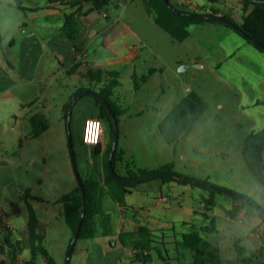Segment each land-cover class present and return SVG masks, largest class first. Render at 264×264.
<instances>
[{"label": "rangeland", "instance_id": "rangeland-1", "mask_svg": "<svg viewBox=\"0 0 264 264\" xmlns=\"http://www.w3.org/2000/svg\"><path fill=\"white\" fill-rule=\"evenodd\" d=\"M12 1L0 0V44L4 46L0 49V63H4L13 79L9 84L11 93L0 92V209L17 230L15 238H18L28 218L27 189L48 201L68 193L71 183L76 181L65 112H70L69 128L79 158L84 120L94 111L95 96L82 93L88 81L70 68L64 71L50 51L33 73L11 69L7 62L16 63L20 56L16 48L9 49L8 37L18 35L17 21L26 19L22 10L9 6ZM234 1L240 4V0ZM195 2L207 0L192 3ZM240 9L241 6L236 11ZM104 11L112 18L121 19L107 34L108 41L120 43L113 52L99 49V64L119 73V84L113 88L112 97L119 107L126 109L118 121V149L126 151L119 174H125L129 164L153 169L173 161L175 170L183 176L207 179L240 194L245 192L247 199L264 207V186L246 166L240 151L243 139L250 132L264 128V52L218 22L192 24L184 40L174 39L154 22L142 0H131L120 8L112 1ZM61 18L62 12L55 19L56 25L61 23ZM237 18L241 20L240 16ZM150 68L154 70L149 72ZM189 90L200 94L206 109L191 132L175 143H167L158 131V123ZM75 95L78 97L73 102ZM40 111L45 112L49 125L40 135L32 136L24 113ZM104 133L108 138L105 125ZM261 158L264 160V153ZM90 173L97 175L93 166ZM194 189L202 190L199 186ZM31 203L45 219L47 244L59 254L54 239L60 236L64 216L49 218L43 215L46 211L43 201L31 200ZM13 204L20 210L16 214L11 211ZM104 211L109 213L106 228L112 232L118 219L111 211ZM251 212L257 213L253 206L246 205L244 214L237 217L231 229L242 237L238 242L244 246L245 256L256 259V263L238 258L233 242L236 238L226 224L218 238L225 259L223 264H264V228L257 225L249 232L255 225ZM3 217L0 215V221L5 225ZM261 224L264 226L263 220ZM198 225L184 229L179 225V230L189 231ZM103 228L102 224L94 238L77 240L69 264H142L132 263L121 243L113 245L118 233L113 235ZM5 229L9 231L0 225V237ZM125 230L128 229L124 227ZM203 236L218 242L215 234L208 232ZM176 237L180 238L179 234ZM23 240L17 242L22 246ZM94 242L99 243V248ZM160 246L163 247L161 243ZM168 251L172 254L174 250ZM162 252L165 253L164 248ZM21 254L26 264L28 250Z\"/></svg>", "mask_w": 264, "mask_h": 264}, {"label": "crops", "instance_id": "crops-1", "mask_svg": "<svg viewBox=\"0 0 264 264\" xmlns=\"http://www.w3.org/2000/svg\"><path fill=\"white\" fill-rule=\"evenodd\" d=\"M117 8H120L128 4L131 0H112ZM111 1V2H112ZM177 7L185 6L186 9L191 11H211V6H214L220 11L230 14L234 17L236 21L238 20L237 16H240L243 12L242 3H237L234 0H221L218 2L209 3L207 0L206 3H198L195 2L193 4V0H191V6L186 5L185 0H170ZM23 4L26 5L29 9L23 10L14 5V0L9 2V6L16 7L22 10L26 14V19L17 21V27L20 29V33L18 35L11 34L8 37V46L9 49L16 48L17 55L20 56L17 59L16 63L8 61V65H10L11 69L18 68L22 73H33L41 64L44 56L47 51H50L56 56L60 66L64 71L67 69H71L72 65L75 62L74 51L75 48H83L87 51L88 63L87 65L91 66H101L99 64V49L100 50H109L114 51L118 43L110 42L107 40V34L113 28L114 25H117L121 19L119 17L112 18L110 17L109 12L107 11V7L104 8L101 12L99 10H91V3L85 2L82 4V8L77 16L78 30L75 34L73 40L69 39L62 30V25L64 21V14L66 12L73 11V8L67 5L60 4L59 2H53L50 0H22ZM241 6V11H236L237 8ZM106 10V16H103L102 13ZM62 12L63 18H61L60 24H55V19L59 17ZM220 15V14H219ZM213 23V22H211ZM217 24V23H215ZM220 24V23H219ZM7 36V35H6ZM5 36V37H6ZM4 37V38H5ZM3 38V39H4ZM2 39V40H3ZM4 48L3 44H0V49ZM7 49V48H6ZM196 63V62H195ZM102 67V66H101ZM84 68L82 65L76 71H72V73H78L80 78H84L81 74V69ZM107 69V68H106ZM110 70V69H108ZM154 70V69H153ZM116 71V70H114ZM118 73V71H117ZM119 74V73H118ZM137 76V72L134 70L132 76ZM85 79V78H84ZM12 78L8 75L7 69L4 67V63H0V92L5 94H10L11 91L9 89V84L12 82ZM84 88V87H82ZM28 106L27 108H29ZM43 112V111H42ZM45 113V112H44ZM33 114V113H31ZM28 112L24 113V119L29 120L30 115ZM98 115V106L95 102L94 111L90 116ZM87 116V117H90ZM86 117V118H87ZM85 118V119H86ZM18 119V118H17ZM23 122V121H22ZM21 122V124H22ZM81 142V140H80ZM107 138L105 133L103 134L100 152L97 154L95 161H92L91 151L94 146L89 147L87 145H83L81 143V152L79 158H77V153L75 152V157L77 161V165L79 171L84 178L89 175L91 164L90 162H95V169L97 171V178L100 183L104 186L103 196H102V208L111 211L113 216H116L118 222L115 226V229L111 232L113 235L118 233V240L114 241L115 246H118L121 242L119 241V233L124 231V227H126L127 231H136L139 226L145 225L152 232L160 233L163 241L169 243L167 244L168 250H174L172 254H170L171 258L168 261V264H189L192 261V251L188 248L175 247L172 243L173 241L180 239L177 238L176 235L179 234L181 237L184 230H179V225L183 227H193L195 223L199 224L198 227L206 223V220L203 216V212L206 210L203 196L208 195V192L204 189L196 190L194 186L189 185L187 187L186 184L178 183V182H166L163 181L160 177H153L155 179H142L136 183H133L130 186V192H128L125 196V203L129 206H121L107 191L105 186L106 174L104 171V152L106 149ZM124 151V156L126 151L124 148H121ZM264 153V147L263 152ZM91 158V161L89 160ZM124 167L123 162L117 163V170ZM126 173L120 174L121 176L126 177L127 168L125 167ZM78 180L73 181L71 183V187L68 190L70 196L66 200L57 201V199L62 195L55 197L52 200L43 201L46 208V211L43 212V215L51 218V217H60L64 216L65 222L61 227L60 236L55 237L54 241L59 249V254H56L55 248L47 244L48 231L47 226L45 225V219L41 218V215L38 214V232L43 235V244L50 255L54 257L57 264H64L67 248L69 246L70 240L73 236V232L75 231L79 217L81 214L82 207V196L81 192L78 190ZM155 197V199H154ZM155 200V201H154ZM216 205L213 206L212 210L209 212L210 215L214 216L216 219V232H209L210 234H215L217 241L219 240V235L222 230H224L226 224L230 225L228 227L230 229L231 234H234L233 242L234 246L236 244L239 247H243L240 245L238 240L242 238L239 236L238 232H234L231 229L234 221H237V217L244 214V209L246 205L240 209L239 213L236 217L231 218L228 210L232 208L234 203L231 196L223 192L215 193ZM33 205V204H32ZM51 206V208H50ZM252 206V205H251ZM255 208V207H254ZM256 209V208H255ZM37 211V210H36ZM257 213L251 212V216L253 219V227L250 228L249 232L254 229L255 226L260 225L262 228L261 222L262 218ZM63 213V214H62ZM223 220L220 223L221 219ZM3 220L5 225L1 222L0 225L7 228V218L4 216ZM43 222V225H42ZM11 225V224H10ZM9 228V227H8ZM7 228V229H8ZM12 230H11V229ZM7 231L5 229L4 236L0 237V264H8L9 256H8V245L5 243V237L11 240L14 243H18L24 238V245H20V252H22L21 256L24 255L26 250H28L29 254V240L27 245V237L26 227L23 229L17 237L15 238L14 227L11 225ZM184 229V228H183ZM208 233V232H203ZM202 234V235H203ZM13 235L14 238H11ZM26 236V237H25ZM249 236V235H248ZM252 237V236H251ZM253 238V237H252ZM28 239V237H27ZM254 239V238H253ZM256 239V238H255ZM254 239V241H255ZM257 243V241H255ZM172 245H171V244ZM220 244V242L218 241ZM122 244V243H121ZM96 248H99V243L94 242ZM104 245V244H103ZM126 248L127 255L130 257L133 254V248L129 245H124ZM98 246V247H97ZM163 246V245H162ZM221 246V244H220ZM55 247V245H54ZM164 247V246H163ZM222 247V246H221ZM4 249V250H3ZM26 256L30 257V254ZM7 255V257H5ZM28 257V258H29ZM27 258V259H28ZM4 259V260H3ZM132 261V260H131ZM87 259H85V263ZM136 262V261H132ZM161 262L160 258L157 256H153L150 261L142 262V264H157ZM264 262V261H263ZM36 264H46V259L43 255H38L35 259ZM17 264H25L20 257V253L18 254ZM30 264V263H26Z\"/></svg>", "mask_w": 264, "mask_h": 264}, {"label": "trees", "instance_id": "trees-1", "mask_svg": "<svg viewBox=\"0 0 264 264\" xmlns=\"http://www.w3.org/2000/svg\"><path fill=\"white\" fill-rule=\"evenodd\" d=\"M53 2H59L60 4L67 5L73 8V11L66 12L64 14V21L62 30L64 34L71 40L74 39L75 34L78 30L77 16L82 8V4L85 2L91 3V10L102 11L106 8L112 0H50ZM145 9L152 16L154 22L168 32L174 39L184 40L189 35V27L192 24H203L205 22H218L224 24L228 28L234 29L241 34L246 40L252 43L254 46L264 52V49L259 45L255 44L252 39H256L264 44V0H240L242 3V14L241 21H236L233 16L220 9L211 6V11H191L185 8V6L177 7L182 11L179 13L169 7L165 0H142ZM221 0H209V3H213ZM14 5L20 9H29L23 4L22 0H14ZM188 12L196 14H220L227 17L231 21L237 23L240 29L228 25L222 21H214L205 18L204 16H194L188 14ZM246 34V35H244ZM81 62L75 59L74 64L71 67L72 71H76ZM153 71L150 68L149 72ZM82 76L88 81V85L84 86L83 89L95 90L101 97H104L111 105L113 111L116 114L117 120L119 121V115L126 112L125 108L119 107L113 100V88L119 84L117 71L108 70L101 66L86 65L81 69ZM133 77H135L133 75ZM78 95H75L73 102L76 100ZM96 105L98 106V117L102 119L108 133L106 142V149L104 152V171L106 174L105 186L109 194L115 199L121 206H127L125 203V196L130 192V186L132 184H124L117 181L108 166V157L112 143V124L111 119L105 105L102 103L99 97H95ZM206 109V102L195 90H189L187 94L173 104L167 114L159 121L158 131L161 134L163 140L167 143L177 142L183 135L191 132L194 123L202 115ZM67 118V111L65 112ZM29 122L31 125L30 134L32 136H38L43 133L48 127V117L42 111L36 112L30 115ZM106 135V133H105ZM81 140V139H80ZM81 143L85 145L82 140ZM261 146H264V128L250 132L242 141L240 145V151L242 159L246 166L253 173L257 181L264 186V160L258 157V151ZM101 144H97L91 151L92 161H95L97 154L100 152ZM124 151L118 149V145L114 150L112 156V166L115 171L117 170V163L123 162ZM91 166L95 167V162H91ZM126 177L143 179L151 178L150 175L156 173H177L180 177H171L166 174L159 176L163 181L166 182H178L183 184H190L192 186H199L208 192V195L203 196L206 210L203 212V216L206 223L195 229L183 232L180 239L173 241L175 247L188 248L192 251V261L189 264H223L225 259L222 254V247L218 242H214L205 238L202 232H216V219L210 215L209 212L213 206L216 205L215 193L223 192L217 189L209 188L204 185L191 183L184 181L181 176L174 168V162H167L159 167L153 169L136 167L133 164H129L126 167ZM207 180V179H206ZM85 190H86V206L83 215L82 225L79 231V235L76 239L94 238L100 226L103 224V229L106 232H111L106 228V224L109 221V213L105 212L102 208V196L104 186L100 183L96 174L89 173V175L83 178ZM80 191V186H78ZM226 193V192H223ZM228 194V193H226ZM234 203L232 208L228 210L231 218H234L239 213L240 209L244 204H250L255 207L248 199L247 193L241 192L242 196L230 195ZM70 196L69 193H65L60 196L57 201L66 200ZM25 199L27 204L28 218L26 222V234L29 240L30 257L26 259V263L36 264L35 259L38 255H43L46 259V264H57L56 260L52 255L48 253L43 244V235L38 232V214L36 209L31 203V200L47 201L43 196L31 193L29 189L25 191ZM262 206V205H261ZM263 207V206H262ZM256 208V207H255ZM264 208V207H263ZM258 211V209L256 208ZM82 211V207H81ZM260 217L264 221V218L259 213ZM8 228V227H7ZM9 229V228H8ZM74 234V232H73ZM160 238V240H158ZM119 241L124 245H129L133 248V254L130 257L132 261L147 262L152 259L153 256L161 259V262L157 264H168L170 260V253L167 248V242L163 241L162 238L152 232L151 229L145 225L139 226L136 231H121L119 233ZM5 243L8 245V264H17L18 254L21 251V247L18 243H14L5 237ZM163 245L164 247L160 246ZM76 244V243H75ZM75 248V246H74ZM164 248V252L162 249ZM238 258H243L247 262L253 261L256 263V259H252L249 256H245V248L239 247ZM4 250V249H3ZM74 251V250H73Z\"/></svg>", "mask_w": 264, "mask_h": 264}, {"label": "water", "instance_id": "water-1", "mask_svg": "<svg viewBox=\"0 0 264 264\" xmlns=\"http://www.w3.org/2000/svg\"><path fill=\"white\" fill-rule=\"evenodd\" d=\"M165 2L169 5V7H171L175 11H177L179 13H182V11L179 10L178 8H176L175 6H173L170 3L169 0H165ZM188 14L194 15V16H199V17L204 16L205 18L210 19V20H214V21H216V20L222 21L224 23H227L228 25H231V26L235 27L236 29H240V27H239V25L237 23H235V22L231 21L230 19H228L227 17H224V16L219 15V14H205V15H202V14H196V13H191V12H188ZM244 35H246V34H244ZM252 41L255 44L259 45L260 47H262L264 49V44H262L261 42H259L256 39H252ZM178 69H182V67H179ZM81 92L82 93H89V94H92L95 97H99L101 99L102 103L105 105L106 109L108 110V113H109V116H110V119H111V124H112V143H111V149H110L109 157H108V166H109L110 172L112 173L113 177L117 181H119L121 183H124V184H133V183H136V182L142 180L143 179L142 177L132 178V177L121 176L120 174H118L115 171V169L112 166V156H113L114 150L116 149V146H117L118 120H117L116 114L113 111L110 103L104 97H101L100 94L97 91H95V90L84 89ZM69 118H70V112H69V114L67 113L68 143H69L72 167H73L74 173L76 175V178L78 180V184L80 186V192H81V196H82V211H81V214H80V217H79V221H78L77 227H76V229L74 231V234H73V236H72V238L70 240L69 246L67 248L64 264H69L70 263V259H71V256H72V253H73V250H74L76 239H77V237L79 235V231H80V228H81V225H82L83 215H84L85 206H86V190H85L83 177H82V175H81V173L79 171V168H78V165H77V161H76V157H75L74 145H73V142H72L70 128H69ZM263 147L264 146H261L259 148V151H258V157H259L260 160H261V157H262ZM163 174H166V175L171 176V177H180L177 173H156V174L150 175V177L151 178L159 177V176H161ZM181 178L184 181H188V182H191V183L204 185V186L209 187V188H213V189H217L219 191L226 192V193H228L230 195L242 196L239 192H236L234 190L227 189L225 187L219 186V185L214 184V183H212L210 181L200 180V179H196V178H192V177H188V176H181ZM248 200L258 209L259 213L264 218V208L262 206H260L258 203H255V202H253L250 199H248ZM11 211L14 214H16L20 210H19V208L17 207L16 204H13L12 208H11Z\"/></svg>", "mask_w": 264, "mask_h": 264}, {"label": "built area", "instance_id": "built-area-1", "mask_svg": "<svg viewBox=\"0 0 264 264\" xmlns=\"http://www.w3.org/2000/svg\"><path fill=\"white\" fill-rule=\"evenodd\" d=\"M184 3L186 5H189L191 3V0H185ZM103 15L104 16L107 15L105 11L103 12ZM74 55H75V59L79 60L83 67L87 65L88 58H87L86 49L75 48ZM103 134H104V123L101 118H99L98 116H90L85 119L82 136H81V140L85 145L92 147L97 144H101ZM0 215L5 216L2 209H0ZM7 226L11 227L10 223L7 222Z\"/></svg>", "mask_w": 264, "mask_h": 264}, {"label": "flooded vegetation", "instance_id": "flooded-vegetation-1", "mask_svg": "<svg viewBox=\"0 0 264 264\" xmlns=\"http://www.w3.org/2000/svg\"><path fill=\"white\" fill-rule=\"evenodd\" d=\"M85 121V120H84Z\"/></svg>", "mask_w": 264, "mask_h": 264}]
</instances>
